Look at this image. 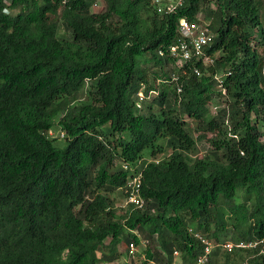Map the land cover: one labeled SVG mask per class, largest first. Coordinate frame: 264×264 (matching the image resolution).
<instances>
[{
	"label": "trees",
	"instance_id": "obj_1",
	"mask_svg": "<svg viewBox=\"0 0 264 264\" xmlns=\"http://www.w3.org/2000/svg\"><path fill=\"white\" fill-rule=\"evenodd\" d=\"M98 1L0 0V264H112L141 246L125 264H173L174 251L193 264L195 233L213 244L207 264H264L262 244L222 247L264 235L262 0L168 13ZM198 14L211 61L178 63L179 21ZM134 176L144 205L120 207Z\"/></svg>",
	"mask_w": 264,
	"mask_h": 264
},
{
	"label": "built area",
	"instance_id": "obj_2",
	"mask_svg": "<svg viewBox=\"0 0 264 264\" xmlns=\"http://www.w3.org/2000/svg\"><path fill=\"white\" fill-rule=\"evenodd\" d=\"M183 0H153L154 4L157 7L158 12H171L175 10L178 5L182 4ZM198 20H187L186 18H181L177 27L178 30V40L170 45L169 50L171 55L177 58L178 63H183L191 58H202L204 60H209L204 54V49L211 44L214 37V33L209 28L208 21L203 19L202 14H198ZM160 54L162 52L160 51ZM195 72L199 71L195 69ZM264 74V67H263ZM60 136H63L61 133ZM124 201L125 204L131 203L138 207H143L144 199L139 194V176H134V178L125 186L123 189ZM195 236L203 244V252L196 258L193 264H207L210 252L213 248V244L203 237L202 235L195 233ZM259 244L262 246L259 248V253L263 252L264 246V235L255 240L251 241H239V242H224L222 247L228 251H231L233 248H256L259 247ZM134 245L130 243V248L133 249ZM180 253L174 251V262L173 264H182L178 260ZM243 264H249L248 260Z\"/></svg>",
	"mask_w": 264,
	"mask_h": 264
},
{
	"label": "rangeland",
	"instance_id": "obj_3",
	"mask_svg": "<svg viewBox=\"0 0 264 264\" xmlns=\"http://www.w3.org/2000/svg\"><path fill=\"white\" fill-rule=\"evenodd\" d=\"M262 4L264 5V0H262ZM104 8V1L103 0H99L93 7L92 9L94 11H97V10H102ZM263 19V17H261ZM225 105L224 103V100L219 98V96H217L216 94H213L212 95V99L209 101L208 103V108L210 110V113L211 114H215L217 112V110L221 107H223ZM186 121H188L189 123H191V121L186 118ZM192 124V123H191ZM59 129H57L56 131H52L51 133L54 135V136H58L60 135V133L58 132ZM198 134V132H194V136H196ZM212 135V133H207V136L210 137ZM58 138H61V136H59ZM158 143L160 144H164L165 143V139H161V140H158L157 141ZM63 143V141L61 142V144ZM197 155L200 157L202 156L203 154L211 151L212 149V144H210V142H208L206 139H203V140H199L197 141ZM165 150H164V154H165ZM149 153V149H146L144 151V157H146ZM112 196H115L116 197V203L118 206H124L125 205V201H124V198L122 196V192L121 191H116ZM106 242H108V239L106 240ZM147 244V242H146ZM142 246L140 249H138V251L140 252H136V255L134 257V259L132 258H129L128 256H126L127 254L124 253V255H122L119 259L115 260L112 262V264H125L127 261L129 262V260H134V262L138 263L140 262V260L142 259V257L144 256V251L142 252ZM122 250H125L124 252H126V248L125 247H121ZM99 254V253H98ZM248 257V256H247ZM247 261V258H245L243 261H242V264ZM152 264V263H150Z\"/></svg>",
	"mask_w": 264,
	"mask_h": 264
},
{
	"label": "clouds",
	"instance_id": "obj_4",
	"mask_svg": "<svg viewBox=\"0 0 264 264\" xmlns=\"http://www.w3.org/2000/svg\"><path fill=\"white\" fill-rule=\"evenodd\" d=\"M122 194H123V190H122ZM124 195V194H123ZM123 198H124V196H123Z\"/></svg>",
	"mask_w": 264,
	"mask_h": 264
}]
</instances>
